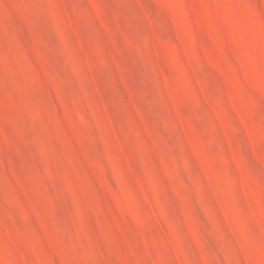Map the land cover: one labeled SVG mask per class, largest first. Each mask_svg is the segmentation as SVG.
Wrapping results in <instances>:
<instances>
[{
  "label": "rangeland",
  "instance_id": "obj_1",
  "mask_svg": "<svg viewBox=\"0 0 264 264\" xmlns=\"http://www.w3.org/2000/svg\"><path fill=\"white\" fill-rule=\"evenodd\" d=\"M0 264H264V0H0Z\"/></svg>",
  "mask_w": 264,
  "mask_h": 264
}]
</instances>
